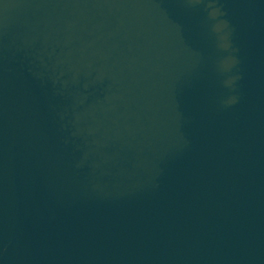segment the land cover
Here are the masks:
<instances>
[{
  "label": "water",
  "instance_id": "water-1",
  "mask_svg": "<svg viewBox=\"0 0 264 264\" xmlns=\"http://www.w3.org/2000/svg\"><path fill=\"white\" fill-rule=\"evenodd\" d=\"M0 264H264V0H0Z\"/></svg>",
  "mask_w": 264,
  "mask_h": 264
}]
</instances>
